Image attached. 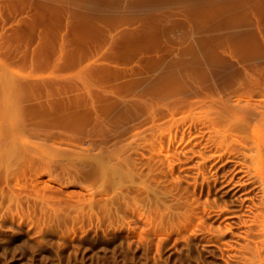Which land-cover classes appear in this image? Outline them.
Wrapping results in <instances>:
<instances>
[{"label": "rangeland", "instance_id": "obj_1", "mask_svg": "<svg viewBox=\"0 0 264 264\" xmlns=\"http://www.w3.org/2000/svg\"><path fill=\"white\" fill-rule=\"evenodd\" d=\"M258 101L264 0H0V264H264Z\"/></svg>", "mask_w": 264, "mask_h": 264}, {"label": "bare ground", "instance_id": "obj_2", "mask_svg": "<svg viewBox=\"0 0 264 264\" xmlns=\"http://www.w3.org/2000/svg\"><path fill=\"white\" fill-rule=\"evenodd\" d=\"M252 105L257 112L256 115L259 116L261 126H254L246 138L247 141H244L245 144H243L249 147L251 151V165L247 166V170L249 177L255 180L257 187L261 191L260 203L264 206V102L258 101ZM257 216L264 222V209L260 210ZM261 226L264 227V225Z\"/></svg>", "mask_w": 264, "mask_h": 264}]
</instances>
